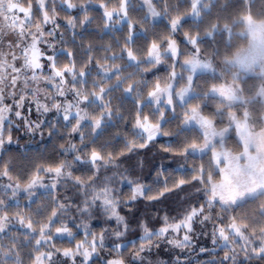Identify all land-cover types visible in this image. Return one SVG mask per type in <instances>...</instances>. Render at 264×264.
I'll use <instances>...</instances> for the list:
<instances>
[{
    "label": "snow or ice",
    "instance_id": "6c2138e0",
    "mask_svg": "<svg viewBox=\"0 0 264 264\" xmlns=\"http://www.w3.org/2000/svg\"><path fill=\"white\" fill-rule=\"evenodd\" d=\"M93 2L59 0L60 11L77 10L75 16H68L67 26L75 30L91 23L93 18L89 16L88 6ZM183 2L188 10L181 13L170 0H143L148 14L167 17L169 23L167 35L148 43L141 56V49L135 45L145 37L137 35L136 25L129 17L131 0H115V3L102 0L99 8L103 9V27L113 29L123 23L127 34L122 33V43L117 39L112 44L102 45L105 55L98 59L91 54L92 44L85 47L81 43L84 54L77 57L76 52L66 48L58 50L52 42L61 27L57 23L56 0H0V149L13 143V127L36 133L46 126L49 136L63 127L69 136L78 135L80 141L79 145L71 141L67 147L61 145L63 153L72 154L71 159L37 167L23 185L13 180L8 165L0 169V177L9 181L0 184V264H25V259L29 264H69V261L97 264L100 253L106 248L113 258H105L103 264H192L190 259L182 261L181 254L195 250L193 237L198 225L202 228L199 235L209 236L213 247L224 252V256L212 264H264V203L251 218L238 214L248 203L264 201V86L254 91L242 87L247 83L246 78L233 76L228 81L217 74L214 65L221 49L231 46V32L227 23L222 24L218 18L208 19L206 23V18L212 17V10L220 0ZM256 4L257 0H224L221 10L239 6L251 12ZM260 10L264 12V8ZM147 19L145 15V23ZM189 19L193 21L194 30L184 31ZM47 25H52L51 29L46 30ZM248 34L251 37L249 49L238 52L232 61L242 68L264 60V26L249 24ZM77 35L79 33L73 31V44ZM180 36L182 40H178ZM60 38L62 40V36ZM42 44L50 47L51 52L42 50L39 47ZM114 47L119 48V53L113 51ZM61 56L67 63L61 62ZM165 62L171 69L168 77L149 85L142 73ZM203 74L209 75L202 84ZM138 76L140 79L136 78ZM116 92L121 96L116 97ZM124 98L131 99L134 105L133 139L126 140L119 153L106 151L107 144L90 148L86 142L88 137L98 138L108 121L119 114L113 100ZM213 106V111L205 114L204 109ZM176 107L185 111L177 131L171 133L165 131L163 125L168 123L166 112L175 113ZM145 108L152 110L146 114ZM33 110L40 116L54 112V120H32ZM193 130L197 132L195 137L184 136ZM233 135L239 150L229 147ZM158 136L176 138L175 148L168 145L162 151L183 158L185 163L181 167L190 178H181L172 187L165 181L162 191L148 195L151 187L128 178L136 167H143V162H138L132 170L125 169L128 173L125 175L119 172L123 163L120 157L149 147ZM91 143L95 144V139ZM196 153H201V158L209 156L207 168L203 164L188 167L187 161L195 159ZM77 165L78 169L74 167ZM75 170L89 175L86 179L76 176ZM41 174L49 176L51 183H43ZM117 175L121 176L120 183L130 188L126 201L119 198L114 187ZM62 182H71L84 197L81 203L75 204L76 212L81 216L103 215L106 220L115 221V229L111 233L104 229L96 234L85 224V239L74 247L60 249L54 239L67 236L74 240L77 234L73 227H80L74 218L69 220L72 227L62 222L61 218L71 210L72 204L53 196L51 204L38 206L34 215L22 210L11 213L8 201L14 200L21 191L35 203L40 194L34 189L48 188L52 196V191ZM185 185H192L203 202L195 201L177 221L169 223L165 216L164 226L159 229L149 228L148 223L142 221L139 227L143 234L139 242L120 243L130 226V221L120 213L122 203L130 208L141 198L159 200L166 193L183 190ZM209 224L211 231L205 232L203 229ZM17 225L24 231L13 234ZM106 234L115 238L111 246L105 243ZM129 247L132 251L126 261L124 252ZM199 252L211 255L206 246H201ZM163 256H168V261L163 260Z\"/></svg>",
    "mask_w": 264,
    "mask_h": 264
},
{
    "label": "trees",
    "instance_id": "16d2710c",
    "mask_svg": "<svg viewBox=\"0 0 264 264\" xmlns=\"http://www.w3.org/2000/svg\"><path fill=\"white\" fill-rule=\"evenodd\" d=\"M102 0H94L89 7V16L92 17V22L85 25L83 28L77 27L75 30L67 26L66 20L69 15L75 16L77 10H67L60 11L59 0H56L57 8L59 11V17L57 23L61 25L57 38L52 40L51 37H45L47 40H52L56 45L57 49L66 48L77 53V57L83 56L84 49L80 47L81 43L87 47L88 44H92L93 52L92 55L96 56L98 59L105 55L102 45L112 44L114 40L119 39L122 43L121 35L127 34L126 27L122 23L117 25L113 29H105L103 27V9L99 8V3ZM115 3V0H113ZM170 2L180 9L181 13H184L188 10V6L183 2V0H170ZM224 5V0H220V3L212 10V17L206 18V23L208 19L216 20L223 23H227L231 32L230 35V44L229 48H222L221 54L217 57L215 66L217 69L221 70L222 73H217L222 76L223 79L231 81L233 77V71L227 70V60L233 55L245 47L249 43V37L245 34V22L243 17L250 15L253 19L262 21L264 20V12L260 9L264 8V0H257V4L253 6L251 12H246L242 7H231L229 6L226 10H221ZM157 9L160 11V7L157 6ZM176 13H173L175 15ZM147 15L146 8L142 5L141 0H131V8L129 10V17L132 22L136 25L137 35L145 37V39H139L136 42V47L141 49L140 55H144V49L147 47V44L152 40L157 39L158 37H163L167 35L168 29L166 25L169 23L167 17H162L159 20H152L148 17L147 22H144V17ZM148 16V15H147ZM82 18V16H81ZM52 25H47L46 30L51 29ZM194 30L193 21L189 19L188 23L184 25V31ZM73 31L79 33L75 37V44L72 43ZM62 36V40L61 37ZM178 40H182V36L177 37ZM42 50H46L49 53L51 48L46 45H39ZM183 47V44H181ZM203 50V45L201 46ZM97 49H99L97 51ZM113 51L119 53V48H113ZM210 51V49H209ZM111 55V53H108ZM62 63H67V60L63 56L60 57ZM44 61H42L43 63ZM120 63V61H117ZM79 67V64L77 65ZM134 69H129L133 71ZM169 63L165 62L159 65L157 68H154L152 71L147 73H142L145 81L151 85L157 79L164 81L170 72ZM176 70H180L177 67ZM48 72L47 67L45 68V73ZM95 74V73H94ZM126 74V73H125ZM209 74H203L201 83H204V79L208 77ZM140 79V77H136ZM247 83L242 85V87L253 89L258 91L259 86L264 83V79L260 76H246ZM244 79V78H241ZM126 86V85H125ZM247 97V93H243ZM116 97H120V92L115 93ZM71 97L69 96V99ZM195 103V102H194ZM122 104V107L120 106ZM113 105L118 109L119 114L114 116L112 120L108 121L106 126L103 128L101 135L96 138L95 136H89L86 141L89 143V147H99L101 145L107 144L106 151L119 153L124 149V143L126 140L133 139L131 133L133 131V117L135 112L133 110L134 105L131 99H114ZM154 108V105L152 106ZM213 107L204 109L205 114L213 111ZM152 109L145 108V113L148 114ZM185 109L182 107H176L175 113L166 112V119L168 123L164 124V130L174 133L177 131V125L180 124L183 120V113ZM264 111V109H262ZM123 116V119L120 117ZM55 117L54 112L48 113L46 116H40L35 110L30 114L32 120H46L53 121ZM188 128H192L188 127ZM87 131V129H86ZM41 132L43 135H41ZM49 129L46 126L36 133L26 132L22 127L17 128L13 127L11 135L13 138V143L6 144L0 154V169L4 165H8L11 168V175L13 180L21 183L23 185L27 180L34 174L35 169L41 165L48 166L54 164L62 159H71V153H63L61 145L67 147L68 143H76L79 145V136L73 134V136L68 135V131L60 127L57 132L52 136L48 135ZM197 132L195 130L191 132L184 133V136L195 137ZM95 139V144H92L91 141ZM183 139V136L181 137ZM236 140L237 138L233 135L232 139L229 140V147L236 149ZM172 145L173 148L176 147V138L174 136H159L157 139L152 142L149 147L145 149H140L130 156L120 157V160L123 163L120 164L119 172L128 175L125 173V169L132 170L133 166L137 165L138 162H143V167H136L134 172L131 175H128L129 179L137 180L142 184H145L148 187H151L152 191L148 195H155L158 191H162L165 186V181H167V186L172 187L173 183L178 181L181 178L188 177L190 174L185 173L184 169L181 167L185 163L183 158L173 156L171 153H165L162 151L164 146ZM197 155L195 154V159H189L187 161L188 167H191L193 164L199 166L203 164L205 168L208 167V155ZM79 168V166H74ZM162 173V174H161ZM109 175L112 173L109 172ZM74 175L82 176L87 178L89 173L82 172L80 170H75ZM0 180L7 182L6 177H0ZM121 176H116V182L114 187H116L119 198L122 201H126L130 195V188L127 185L120 183ZM216 180H219V176L216 177ZM56 197L61 202H66L72 204V212L76 213L75 204L81 203L78 199L81 197V194L77 188H75L71 182L68 186L59 187L55 192H52V196L49 195V192L41 193L40 198L36 200L35 203H20L14 204L13 202L8 201L11 213L16 212L17 210H22L30 214L35 213V210L38 206L41 205H50L52 197ZM77 197V198H76ZM200 200L203 202V199L199 194L196 193L195 188L192 185H185L183 190L177 189L173 192L166 193L163 197H160L159 200L149 201L147 199H138L133 202L129 207H125L124 204H121L120 213L125 215L126 218L130 221L129 230L126 235L121 239L120 243L130 244L131 242H139L140 236L143 234L142 229L139 227L140 222L146 221L149 228L158 229L164 225L163 218L168 217V221H177L184 214V211L195 201ZM73 201L75 203H73ZM264 203V201L257 200L255 203H248L243 209L239 210L238 214H247L248 217H253L256 211L259 208V205ZM218 211V210H217ZM10 213V214H11ZM35 218V217H34ZM91 220V229L93 232L99 234L102 230L108 229L109 233L115 228V221H108L103 215L93 214L90 217ZM80 221V219H77ZM72 227V223H70ZM24 230L20 227L13 229V234L17 232L22 233ZM73 232L76 233L75 239H69L67 237L54 239V244L57 248L63 249L68 247H74L76 243L85 239L84 232L80 229L73 227ZM114 237L106 234L107 245L111 246ZM209 249V253H200L199 248H196L188 255H181V260L190 259L192 264H212L213 261H218L224 256V252L220 251L219 248H214L212 245H204ZM26 251V250H22ZM132 249L129 247L128 251L124 252V258L127 259L130 256ZM115 253L113 254V256ZM63 257H61L62 259ZM111 259L112 256L108 255V248L100 253V260L97 261V264H103L104 259ZM165 261H168V256H164ZM25 264H29L27 259H25Z\"/></svg>",
    "mask_w": 264,
    "mask_h": 264
},
{
    "label": "rangeland",
    "instance_id": "374dc122",
    "mask_svg": "<svg viewBox=\"0 0 264 264\" xmlns=\"http://www.w3.org/2000/svg\"><path fill=\"white\" fill-rule=\"evenodd\" d=\"M142 1V5H143V0ZM144 6V5H143ZM147 10V7L144 6ZM157 11H159L157 9ZM147 15L148 17H150L152 20H159L161 19L163 16H157V17H152L150 14H148V10H147ZM246 17V19H245ZM243 21L245 22V34L248 35L249 37V43L243 47L242 49H240L239 51H237L233 57L229 58L227 60V65H226V69L227 70H232L233 71V76H239L240 78H245L246 76H260L261 78L264 79V60H260L258 61L255 65L249 67V68H242L240 65H234L232 63V61L234 60L236 54L238 52H245L249 49L250 47V43H251V37L250 35L248 34V25L249 24H252V25H256V26H264V20L262 21H259V20H255L253 19L250 15H246L243 17ZM215 67V70L217 73H222L221 70L217 69V67L214 65ZM177 72H179L180 70H176ZM41 87H44L45 85L41 84L40 85ZM261 86H264V83H262L259 88ZM258 88V90H259ZM247 98V97H246ZM155 107V105H154ZM187 127H191V125H188ZM159 137V136H158ZM1 151L2 149H0V154H1ZM197 155H202L201 153H196ZM42 176V181L43 183L45 184H50L51 183V178L47 175H44V174H41ZM9 181H1L0 180V184H7ZM69 185V182H62L60 184V186H58V188L56 190H53L52 192H55L59 189V187H62V186H68ZM35 191H37L39 194L41 193H46V192H49L50 190L48 188H44V187H37L36 189H34ZM81 194V193H80ZM9 196H10V193H9ZM77 198V197H76ZM83 195L81 194V197H79L78 199L82 202L83 200ZM11 202H13L14 204H24V203H29L31 201H29V199L27 198V195L26 193L24 192H20L18 193V196L13 200V199H10ZM90 216H81L78 212L74 213L72 212V210H70L64 217H62V222H68L69 223V227L70 226V222L69 220L71 218H74V222L75 224L77 225H80V227L78 229H80V231L82 232H85V229H84V225L87 224V225H91V220L89 218ZM80 219V221H78L77 219ZM171 222H174V221H171ZM169 222V223H171ZM59 226V225H57ZM164 226V225H163ZM16 227H19L18 225ZM162 227V226H161ZM115 229V228H114ZM159 229V228H158ZM24 230V229H23ZM90 230L93 232V228L91 229V226H90ZM202 228L201 226H197L196 228V234L194 235L193 237V244L195 246V249L198 248V247H201V246H204V245H212L211 244V238L209 236H200V232H201ZM205 232H210L211 231V224L208 225L207 228L203 229ZM94 233V232H93ZM85 236V235H84ZM59 238H63V237H67V236H57ZM69 239H72L70 237H67ZM88 239H91V237H88ZM105 243H107L106 241V236H105ZM122 244H125V243H122ZM213 247V245H212ZM235 247V246H234ZM214 249V247H213ZM44 249H42L43 251ZM175 252H179V250H174ZM193 250H185L181 255H188L192 252ZM164 257V256H163ZM162 257V258H163ZM63 259V258H62ZM112 259V258H111ZM163 260H165V258H163ZM69 264H71V261H69Z\"/></svg>",
    "mask_w": 264,
    "mask_h": 264
}]
</instances>
